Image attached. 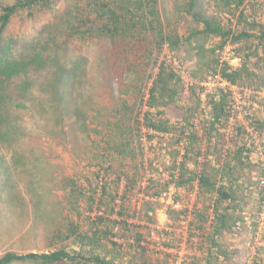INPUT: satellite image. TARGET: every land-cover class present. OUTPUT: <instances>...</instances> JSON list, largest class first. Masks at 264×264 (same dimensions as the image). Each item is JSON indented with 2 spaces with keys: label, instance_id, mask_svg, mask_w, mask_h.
<instances>
[{
  "label": "rangeland",
  "instance_id": "obj_1",
  "mask_svg": "<svg viewBox=\"0 0 264 264\" xmlns=\"http://www.w3.org/2000/svg\"><path fill=\"white\" fill-rule=\"evenodd\" d=\"M77 1L58 0L51 10L19 12L7 29L10 45L6 47L18 61H32L30 56L39 54L36 47L49 41L52 27L66 26L67 15ZM188 1L159 0L165 27L184 39L191 30L203 28L186 12ZM259 1L261 5H247L246 12L250 20L264 24V0ZM199 4L205 14L218 8L214 0H199ZM220 17L235 23L237 14L226 11ZM191 43L174 51L165 46L157 55L144 51L140 41L95 37L85 42L72 37L67 46L40 53V62L28 67V74L38 81L35 88L12 94L29 107L23 110L16 107L17 102L10 104L11 128L21 130L0 133V256L10 251L28 254L64 249L84 256L98 254L115 264H141L142 251L138 253L130 245L141 234L139 245L149 249V264H207L209 259L212 264H264V128L255 124L264 123V51L260 49L251 61L256 79L232 86L221 82L215 67L216 61L228 60L233 67L239 66L238 57L243 54L238 46L221 50L220 40L206 34H198ZM252 45L256 42L244 40L242 48ZM232 56L239 60L231 63ZM163 61L173 65L184 88L176 103H170L164 93L160 96L157 118L170 122L176 131L169 136L157 135L150 144V134L134 126L136 115L147 108L149 88ZM58 68L70 75L61 98L53 91V74ZM144 70L153 77L142 91L145 106L141 107L137 105L136 82L146 76ZM192 85H199L197 92L203 87L207 92L222 87L233 93L229 120L218 132L208 130L206 93L201 94L202 103L197 107L190 94ZM186 116L188 125L195 122L201 138L202 157L197 159L198 152L189 157L195 173L206 170L215 175L209 162L213 157L229 162L239 140L247 142L252 151L234 182L237 224L217 236L218 247L210 256L214 221L211 197L198 195L197 189L171 187L162 200L146 189L153 180L166 183L171 172L168 169L181 161L185 141L176 133ZM120 127L127 130L126 138L135 137L134 146L139 148L136 160L110 149L115 140L121 141ZM136 164L144 166L146 173L130 183ZM217 181L221 182L220 178ZM127 183L130 188H126ZM104 186L105 197L99 202ZM114 198L116 203H112ZM118 212H123L124 220L131 224L130 231L113 228ZM101 215L105 222L99 228L106 230L107 226V236L100 234L98 238L104 239L96 238L93 243L84 235L90 234ZM123 238H129L130 243ZM112 242H123L124 246L116 247ZM162 246L169 248L166 251Z\"/></svg>",
  "mask_w": 264,
  "mask_h": 264
},
{
  "label": "trees",
  "instance_id": "obj_2",
  "mask_svg": "<svg viewBox=\"0 0 264 264\" xmlns=\"http://www.w3.org/2000/svg\"><path fill=\"white\" fill-rule=\"evenodd\" d=\"M56 1L58 0H14V3L7 4L0 0V133L10 130L18 133L21 130L11 128L10 104L17 102V108L23 110L29 109L21 97L12 95L15 92H19V94L21 91L29 92L38 83L34 77L28 74V67L35 62H40L38 61L42 56L40 53L55 51L62 46H67L68 41L72 37H77L85 42L95 37H109L113 41L119 39L140 41L145 45L143 47L144 51L160 55L165 46L171 51L178 50L186 45H192L191 40L198 34H206L220 40L219 47L221 50H225L229 45L238 46L237 50L243 54V56L238 57L241 62L237 67H233L230 64V60L216 61L215 72L222 83L239 86L249 82V79H256L257 75L251 70L250 65L253 56L260 49L264 51V24L250 20L246 11L247 5H261L262 2L259 0H214L218 8H216V12L208 14L200 10L199 0H189L186 12L195 22L201 24L203 28L201 30H191L189 38L186 39L180 36L177 31L165 27L159 12V0H86V4L85 2L83 3V0H78L67 15L66 26L61 28L52 27L49 41L46 45L40 44L36 47L39 53L38 56L36 58L35 56H30L32 61L29 62H26V59L18 61L15 53L9 51V47H6V45H10L6 39L7 29L14 16L21 11H27L31 14L36 8L51 10ZM226 11L234 16L237 14L235 23L228 22V20L220 17L221 13ZM244 40H253L256 42V45H252L253 47L247 46L244 49V47L242 48ZM235 58L237 56H232L230 59L233 60ZM143 73L146 76H143V79L136 82L139 85L136 88V91L139 93L137 105L142 107L145 106L144 103L146 102L147 108L143 114L136 115V125L134 128L138 127L141 130L144 128L150 134L149 143L152 144L157 135L169 136L173 130L176 131L175 126L170 124V122L157 118L156 110L160 108L161 104L159 103L162 93L167 98L169 97L170 103H176L179 94L183 92L184 83L173 65L167 61H163L159 65L152 86L149 88L148 99L144 102L142 91L147 87L153 75L148 76L145 70ZM69 76L66 74V70L62 68H58L53 74V91L58 94L59 98L66 92V87L70 80ZM198 87L199 85H192L190 94L196 99L198 107L202 103L201 94L206 93L205 102L210 107V112L205 115L208 130L210 132H218L220 126L229 120V111L234 104L235 97L228 88L217 87L207 92V88L203 87L201 88V92H197ZM163 104L165 105V103ZM140 118L142 122L139 121ZM189 121V118L186 116L179 123L180 129L176 135L185 141L183 154L181 161L178 164L174 163L168 169L171 171L168 176L169 180L163 184L153 180L149 182L146 189L160 197L171 187H175L177 190L187 189L189 191L197 189L198 195L211 197L214 221L210 227L211 245L208 246V256H210L213 254L215 248L218 247L217 236L229 232L237 224L233 215L235 209L233 206L237 197L234 182L240 178L238 171L242 169V165H245L246 161H250L252 151L247 148V142L239 140L236 145L240 147L237 146L229 162H221V158H218V160L216 157H213L211 162H209L214 166L215 175L206 170L195 173V169L190 168L189 157L194 155V152H198L196 153L197 159L202 157L199 149L201 138L196 131L195 122L192 120L188 125ZM255 124L258 129L264 128V123L261 121H255ZM126 134L127 130L120 127L118 129V136L121 138V141L115 140L113 148L111 146L110 149L117 150V153L121 157L136 160L139 148H137V145L134 146L135 137L126 138ZM197 162L199 163V161ZM162 167L166 168L165 164H162ZM145 173L146 168L140 164H136L134 166L133 179L130 183H134V179L136 180L139 176H144ZM217 178H220L221 182H218ZM130 183H127L126 188H130ZM119 184H121L120 181ZM135 184L138 185V183ZM104 188L105 186L101 188L103 193L99 197V202H102L105 197ZM112 203H116L115 198L112 199ZM173 206L176 207L175 204ZM117 220L119 222L114 221L113 228L130 231L131 224L124 220L123 212L120 214L118 212ZM104 222L105 217L99 216V223L90 228L89 235L84 236H87V239L90 238L93 243H96L95 239L100 234L106 237L107 233L105 232L108 230V227H105L106 230H100L99 228ZM120 223L122 224L120 225ZM201 229L204 230V228ZM98 239L104 238L100 237ZM123 239L127 244L130 243L129 238ZM142 239L143 236L139 234L135 239V244L130 245L138 253L142 251L140 254L141 264H149L150 258L146 256V253H149V249L146 250V248L139 245ZM112 244L116 247L124 246L123 242H112ZM162 247L165 250L169 248V246ZM206 261L207 264H212L210 259ZM17 262H38L41 264H115L98 254L84 256L77 252L71 254L64 249L49 253L28 254L10 251L0 256V264H13Z\"/></svg>",
  "mask_w": 264,
  "mask_h": 264
},
{
  "label": "built area",
  "instance_id": "obj_3",
  "mask_svg": "<svg viewBox=\"0 0 264 264\" xmlns=\"http://www.w3.org/2000/svg\"><path fill=\"white\" fill-rule=\"evenodd\" d=\"M234 47H236V46H234ZM239 59L238 58H235V59H233V60H231V63H234V62H237ZM263 185H264V180L261 182ZM167 195H168V193L167 192H165V193H163V195L160 197L162 200H165L166 198L165 197H167ZM177 206V205H176ZM261 215H263V214H261ZM182 260L180 259V262H181Z\"/></svg>",
  "mask_w": 264,
  "mask_h": 264
},
{
  "label": "crops",
  "instance_id": "obj_4",
  "mask_svg": "<svg viewBox=\"0 0 264 264\" xmlns=\"http://www.w3.org/2000/svg\"><path fill=\"white\" fill-rule=\"evenodd\" d=\"M166 251H167V249H166ZM235 262H236V260H234ZM179 263H181V262H179Z\"/></svg>",
  "mask_w": 264,
  "mask_h": 264
}]
</instances>
